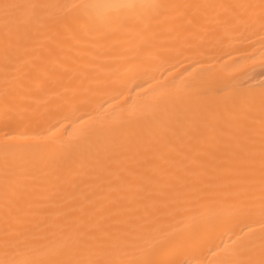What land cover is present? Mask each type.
I'll return each mask as SVG.
<instances>
[{
    "label": "snow or ice",
    "instance_id": "1",
    "mask_svg": "<svg viewBox=\"0 0 264 264\" xmlns=\"http://www.w3.org/2000/svg\"><path fill=\"white\" fill-rule=\"evenodd\" d=\"M82 3L0 0L5 128L233 44L264 77V0H146L116 16ZM157 99L103 139H0V264H264V78L193 77Z\"/></svg>",
    "mask_w": 264,
    "mask_h": 264
},
{
    "label": "bare ground",
    "instance_id": "2",
    "mask_svg": "<svg viewBox=\"0 0 264 264\" xmlns=\"http://www.w3.org/2000/svg\"><path fill=\"white\" fill-rule=\"evenodd\" d=\"M144 3L146 0H83L82 7L93 14L116 16L135 13ZM233 48H239V51H233ZM248 51L246 47L233 44L231 48L224 46L201 57L182 59L175 67L163 65L147 75L129 78L122 94L118 91H107L97 94L86 104L74 103L58 109L57 101L53 99L51 104L40 110L37 117L22 126L5 128L0 124V139L6 134L18 137L23 134L29 137L39 136L42 142L44 138H50L57 146H62L83 139L82 132L85 128H89L92 140L117 135L130 123L143 124L144 121L137 122L133 114H151L160 106L157 98L161 93L179 89L193 77L206 83L214 82L220 87L233 85L247 76H254L255 82H258L264 78L260 75L258 60L255 70L246 72L250 62L242 57ZM194 59L201 62L192 63ZM246 222L233 221L229 227L238 231ZM229 235V232L221 229L215 242L219 243L221 238L227 242ZM205 256L208 260L213 259L211 253L206 251Z\"/></svg>",
    "mask_w": 264,
    "mask_h": 264
}]
</instances>
